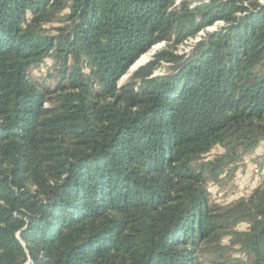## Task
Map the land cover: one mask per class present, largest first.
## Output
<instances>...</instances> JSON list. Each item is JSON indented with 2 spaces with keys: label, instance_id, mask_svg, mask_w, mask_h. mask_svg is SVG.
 Instances as JSON below:
<instances>
[{
  "label": "trees",
  "instance_id": "obj_1",
  "mask_svg": "<svg viewBox=\"0 0 264 264\" xmlns=\"http://www.w3.org/2000/svg\"><path fill=\"white\" fill-rule=\"evenodd\" d=\"M174 2L0 0V264H264V183L208 192L264 142V4Z\"/></svg>",
  "mask_w": 264,
  "mask_h": 264
},
{
  "label": "rangeland",
  "instance_id": "obj_2",
  "mask_svg": "<svg viewBox=\"0 0 264 264\" xmlns=\"http://www.w3.org/2000/svg\"><path fill=\"white\" fill-rule=\"evenodd\" d=\"M184 1H189V3L194 6L199 3V0H175L174 7L180 6ZM261 4H264V0H259ZM222 23H216L213 26H210L204 31L199 32L198 36L202 37L206 32H213L218 27H221ZM197 38L196 40H198ZM196 42L195 40H190L185 42L178 48V52H189L190 45ZM154 47H157L155 50L151 49L149 53L142 55L146 61L151 60L152 55L162 47L164 44H159ZM145 61V62H146ZM53 61L47 62V67H44L42 70H35L31 73V77L34 80L41 79L44 74L48 72V69L53 66ZM61 63L57 64L58 66ZM168 66L164 63L156 69L154 76L164 75L168 72ZM136 70H128L127 74L118 82V86H121L129 81L130 76ZM222 153L220 148L213 149L207 156L206 159H212L214 156ZM227 174V176H225ZM264 183V142L259 145V147L249 156L243 158L241 163L230 166L226 169L225 174L221 176V179L217 183H210L208 186L209 192V202L210 205H216L219 207H225L226 205L239 200L247 198L256 188L261 186ZM238 230L246 229V225L241 224L237 226ZM228 238L224 239L223 243L226 245L228 243ZM227 246V245H226ZM229 249L227 251H222L220 253L212 250L207 253H197L196 260L200 264H228V257L235 258L241 256L236 250ZM221 255V256H219ZM220 257V258H219ZM227 259V260H226ZM28 264V263H26Z\"/></svg>",
  "mask_w": 264,
  "mask_h": 264
},
{
  "label": "bare ground",
  "instance_id": "obj_3",
  "mask_svg": "<svg viewBox=\"0 0 264 264\" xmlns=\"http://www.w3.org/2000/svg\"><path fill=\"white\" fill-rule=\"evenodd\" d=\"M145 61H146L145 57H144V56L141 57V58L139 59V61L136 63V65L133 66L132 70H134L138 65L145 63ZM146 62H147V61H146Z\"/></svg>",
  "mask_w": 264,
  "mask_h": 264
},
{
  "label": "water",
  "instance_id": "obj_4",
  "mask_svg": "<svg viewBox=\"0 0 264 264\" xmlns=\"http://www.w3.org/2000/svg\"><path fill=\"white\" fill-rule=\"evenodd\" d=\"M157 47H153L152 49L153 50H155ZM141 58V57H140ZM139 58V59H140ZM139 59L129 68V70L131 69V68H133V66H135L136 65V63L139 61ZM150 60H147V62H149ZM147 62H145V63H143V64H140V65H138L136 68H135V70H137L139 67H141V66H143L144 64H146Z\"/></svg>",
  "mask_w": 264,
  "mask_h": 264
}]
</instances>
